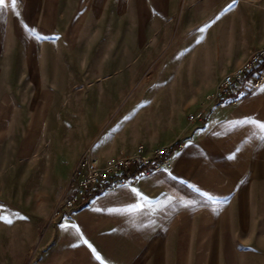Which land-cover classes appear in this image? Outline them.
<instances>
[{"label": "crops", "instance_id": "crops-1", "mask_svg": "<svg viewBox=\"0 0 264 264\" xmlns=\"http://www.w3.org/2000/svg\"><path fill=\"white\" fill-rule=\"evenodd\" d=\"M167 4L143 27L176 31L172 40L154 44L164 81L130 93L88 87L85 115L79 113L78 92L70 95L72 140L79 142L70 169L84 153L99 158L132 154L139 144L147 152L168 147L164 165L150 175L104 187L86 204L63 209L56 217L55 199L44 213L42 234L29 249L37 255L27 264H194L192 254L221 255L232 247L228 240L254 239L255 224L264 222V79L251 89V70L227 95L217 96L222 76L264 46V0H197L180 12L174 0ZM208 23L217 30L214 47L202 37ZM198 27L202 34L195 36ZM118 43L119 49L125 46ZM87 46L82 63L90 80L96 77L88 63L95 51L89 48L92 42ZM74 58L71 84L79 81L80 61ZM192 64L197 80L182 87L178 80L188 74L181 69ZM64 89L55 88L54 94ZM42 94L51 91L45 88ZM199 109L202 117L188 118ZM78 116H84L81 122ZM37 129L39 124L32 134ZM175 256L182 261L176 263Z\"/></svg>", "mask_w": 264, "mask_h": 264}, {"label": "rangeland", "instance_id": "rangeland-1", "mask_svg": "<svg viewBox=\"0 0 264 264\" xmlns=\"http://www.w3.org/2000/svg\"><path fill=\"white\" fill-rule=\"evenodd\" d=\"M196 2L174 0L176 12ZM167 7V0H4L0 4V107L9 106L7 112L0 110V215L11 220H0V264H27L36 257L29 249L44 230V213L58 200L66 172L71 174L76 164L70 169L79 144L71 134L75 122L71 93L78 92L83 108L79 113L85 115L88 87L130 93L165 80L154 44L172 40L176 31L143 27L150 26L152 13ZM207 27L203 40L214 47L216 27L213 23ZM201 28L193 34L200 36ZM31 29L47 39H37ZM89 41L95 53L88 63L96 69V77L90 80L82 63L87 60ZM119 41L125 45L120 49ZM75 56L80 61L79 81L71 84L68 77ZM190 67L181 69L188 74L178 80L182 87L197 80L196 67ZM62 86L64 93L54 94ZM45 88L51 91L49 96L42 94ZM58 99L61 104L55 110ZM37 116L39 129L32 134ZM82 118L78 116V121ZM255 228L254 239L228 240L232 247L223 254H192L190 261L264 264V222ZM175 258L176 263L182 261L181 256Z\"/></svg>", "mask_w": 264, "mask_h": 264}, {"label": "built area", "instance_id": "built-area-1", "mask_svg": "<svg viewBox=\"0 0 264 264\" xmlns=\"http://www.w3.org/2000/svg\"><path fill=\"white\" fill-rule=\"evenodd\" d=\"M254 70L251 89L258 87L264 79V46L255 50L242 64L224 74L219 85L217 96H225L230 89L242 81ZM251 89L247 90L250 91ZM204 115L199 109L190 113L193 120ZM169 152L168 147L156 146L150 152L139 144L132 154L121 152L117 156L94 157L89 153L82 154L70 175L65 189L55 204L53 216L62 214L63 209H72L86 204L90 198L104 187H114L134 180L139 175H150L160 170Z\"/></svg>", "mask_w": 264, "mask_h": 264}, {"label": "snow or ice", "instance_id": "snow-or-ice-1", "mask_svg": "<svg viewBox=\"0 0 264 264\" xmlns=\"http://www.w3.org/2000/svg\"><path fill=\"white\" fill-rule=\"evenodd\" d=\"M13 2H15V0H13ZM3 3H4V0H0V4H3ZM233 3H235V0H233ZM229 7H231V5H230ZM201 30H203V29H201ZM30 31H31V33H32L33 35L36 36L37 39H41V38H43V39H47V37H41V36L36 32L35 29H31ZM261 127L264 128V125H261ZM132 191H133L134 193L137 194V197H138V198H141V197H142V194L139 193V192H137L136 189H132ZM0 220H5L6 222L11 223V220H10L7 216H4V215H0ZM85 243H87V241H85ZM97 259H99L98 256H97Z\"/></svg>", "mask_w": 264, "mask_h": 264}, {"label": "bare ground", "instance_id": "bare-ground-1", "mask_svg": "<svg viewBox=\"0 0 264 264\" xmlns=\"http://www.w3.org/2000/svg\"><path fill=\"white\" fill-rule=\"evenodd\" d=\"M38 69H39V67H38ZM39 115H40V113H39ZM38 124H39V118H38V116L36 117V119L34 120V123H33V126H32V128H36L37 126H38ZM34 130H32V132H33Z\"/></svg>", "mask_w": 264, "mask_h": 264}]
</instances>
